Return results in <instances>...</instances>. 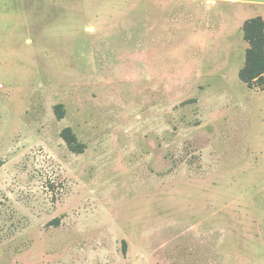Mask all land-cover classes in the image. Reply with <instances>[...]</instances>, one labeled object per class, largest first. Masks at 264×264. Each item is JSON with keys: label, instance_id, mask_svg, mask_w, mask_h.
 Instances as JSON below:
<instances>
[{"label": "rangeland", "instance_id": "rangeland-1", "mask_svg": "<svg viewBox=\"0 0 264 264\" xmlns=\"http://www.w3.org/2000/svg\"><path fill=\"white\" fill-rule=\"evenodd\" d=\"M257 16L0 0V264H264V79L240 77Z\"/></svg>", "mask_w": 264, "mask_h": 264}, {"label": "trees", "instance_id": "trees-1", "mask_svg": "<svg viewBox=\"0 0 264 264\" xmlns=\"http://www.w3.org/2000/svg\"><path fill=\"white\" fill-rule=\"evenodd\" d=\"M244 31L250 46L247 49L245 67L242 69L240 77L250 87H253L254 81L264 79V19L257 16L247 20ZM60 107V105L57 106V112L60 114V118H63V111ZM62 137L72 151L83 152L84 144L78 141L70 127L62 131ZM124 251H126V243Z\"/></svg>", "mask_w": 264, "mask_h": 264}]
</instances>
